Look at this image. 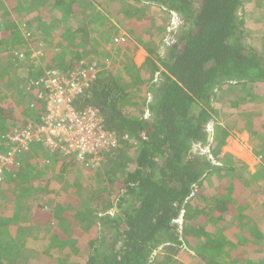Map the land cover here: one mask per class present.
<instances>
[{
    "label": "trees",
    "instance_id": "16d2710c",
    "mask_svg": "<svg viewBox=\"0 0 264 264\" xmlns=\"http://www.w3.org/2000/svg\"><path fill=\"white\" fill-rule=\"evenodd\" d=\"M38 1L34 13L31 4L27 10L7 0L9 11L0 0V153L9 150L3 137L14 126L39 122V77L75 70L82 60H97L101 70L74 107H96L118 146L98 167H84V183L74 158L65 155L44 179L21 161L4 167L1 196L15 189L18 175L21 184L43 181L45 191L35 187L32 198H18L32 199L50 217L21 229L32 244H19L13 236L18 207L7 202L14 212L0 217V264H264V175L244 181L248 165L227 152L220 156L234 121L257 141L264 164V111L255 107L264 94V53L251 46L238 15L252 0ZM114 5L127 38L142 9L160 8L182 24L170 44H144L147 56L136 68L130 55L137 46L127 38L113 44L119 30L106 13ZM102 49L106 59L110 51L120 57L118 63L112 57L113 65H103ZM237 89L245 90L249 107L255 104L247 116L231 119V108L243 106L224 94Z\"/></svg>",
    "mask_w": 264,
    "mask_h": 264
},
{
    "label": "built area",
    "instance_id": "2783aa9c",
    "mask_svg": "<svg viewBox=\"0 0 264 264\" xmlns=\"http://www.w3.org/2000/svg\"><path fill=\"white\" fill-rule=\"evenodd\" d=\"M125 40L120 35L113 38V44L119 45ZM19 57L23 58L21 54ZM109 61L105 59L102 63L108 66ZM90 62L82 60L77 69L67 72L46 70L34 83L41 88L37 98L44 103L43 113L38 123L17 126L4 135L9 150L0 153V181L4 167L20 165L19 156L29 152L34 142L41 143L50 152L74 156L78 164L90 168L98 167L104 155L117 148V138L104 128L99 110L92 106L77 110L73 104L101 70L97 60Z\"/></svg>",
    "mask_w": 264,
    "mask_h": 264
},
{
    "label": "rangeland",
    "instance_id": "374dc122",
    "mask_svg": "<svg viewBox=\"0 0 264 264\" xmlns=\"http://www.w3.org/2000/svg\"><path fill=\"white\" fill-rule=\"evenodd\" d=\"M2 1L5 2V4H3L4 9L9 10V11H13V9L10 8L9 4H7V0H2ZM9 1H12V0H9ZM105 1L107 4H113L115 2V0H105ZM38 2H39L38 0H34V2H31L29 0H14L13 5H15L16 7H22L24 9V7L22 6V4H23L27 10H30V8L26 7V6L28 4H31V8L33 9L34 4H39ZM249 4H251L250 6H252V4H253L254 9L250 8V6H247L245 11L242 9V11H239L238 15L243 17V19L246 22L244 29L246 32H249L251 34L250 37L252 39L249 40L251 43V46L253 48H256V50L259 53H261V52L264 53V46H261L262 40H260V39H262V36L264 38V0H252V3H249ZM33 10H34V13L37 12L35 9H33ZM109 11H110V13H106V15L108 16V20L116 26V28L119 30L118 34L120 35V33L123 31V28L121 27V25L119 23L120 19L122 18V16H120L121 15L120 12H118V11H120V9H118V5H114L113 7L112 6L110 7ZM141 12L143 14L141 13L138 15V17H140L141 19H137V17H136V19L134 21V25H133L134 27H133V31H132L133 34L128 33L129 34L128 38L126 37L127 40H130L131 43H134L135 46H137V49L136 50L133 49L135 51H133L131 55L129 53L125 54L126 56L130 55L133 63H134V55H135L136 51L140 50V47L144 46V44H145V47H147V48L150 46L155 47L156 45H154L155 43H153V42L159 43L160 39H163V40L165 39L164 44H166V45L170 44L171 41L173 40L174 36H175V33H177L178 27H180L181 21H182L178 15H175L172 17L171 14L164 13V11H161L160 8H156V7L142 9ZM143 16H145V17L143 18ZM11 18L13 21L16 20V16L14 14H11ZM140 40H141V43H140ZM30 48L32 49L33 46H31ZM142 48L144 49V47H142ZM158 50H159L158 53L161 55H163L167 52L164 47H161ZM0 51H1L0 53H2V51H3V49L1 47H0ZM23 52H25V51H23ZM118 52H122V51H118ZM38 54H39L38 52H34V54L32 55V58H35V56ZM23 55H24V53H23ZM107 57H108V52H106L105 50L102 49L100 51L99 60L105 61V59ZM112 57H113V51H110V58H108V59L111 61V63L109 61L108 66H111L114 64L115 58L113 57L114 58L113 59ZM35 59H37V58H35ZM118 59H120V57H116V59H115L117 63H118V61H117ZM22 62H20V63H22ZM44 63H45V60H44ZM125 77L126 76H124L123 78L125 79ZM154 81L155 82L159 81L158 74L155 75ZM263 95H262L261 99L255 100L257 102L256 103L257 105H255V107L257 109H260V110H264V103H262V102H264V96ZM254 96L258 97L256 94ZM224 98L228 99V100H232V101L233 100L234 101L239 100V104H243L242 105L243 107H241L242 109H245L247 107L250 109H253V105L255 104V103L251 104L250 107L248 106V104H245L246 102L249 101V100L248 101H246V100L250 99L248 97H245V90L240 91L237 89V91H235L233 93H225ZM151 99H152V96L148 95V100L150 101ZM241 108L239 110H241ZM250 109L245 110L244 114H247L248 112H250ZM236 112H237V110H235V108H231L230 114H235ZM219 124L223 125V123H220V122H219ZM212 126H213L212 123L207 126V131H209L210 134H212ZM236 133L238 134L240 132H238L237 129L230 130V134L227 137L226 142L233 141V142H235V144H237L240 147L245 145L249 151L250 150V143L248 142V144H247V142L245 140L240 139V137L242 135H237ZM237 148H239V147H236V150H237ZM209 158H211V160H213L212 162H214L215 164H218L217 161L215 160V158L213 159L211 156ZM256 160L258 161V165L260 164V166L257 167V164H254V165L252 164L253 167H251V163H254V162H252V160L250 159L249 160L250 161L249 168H247L245 171H243V173L241 175L242 179L244 181H248L249 179L254 178L253 175H255V173H257V172H260L264 175V164H263V162L260 160V158H257ZM262 165H263V167H261ZM78 169H79L78 175H80V177H81L80 182H83V183L86 182L87 173L84 169V166H81L80 164H78ZM257 179H259V178H257ZM262 179H264V177ZM87 183H92V181L90 182V180H89V182H87ZM0 208H3V206H0ZM23 214H27V211H24ZM249 220H250V218L248 219V221ZM18 235L20 236V233H18ZM24 242H25V237L22 236V239L19 240L18 243L23 244ZM29 242H30V244H32V241H29Z\"/></svg>",
    "mask_w": 264,
    "mask_h": 264
},
{
    "label": "crops",
    "instance_id": "0c3cea01",
    "mask_svg": "<svg viewBox=\"0 0 264 264\" xmlns=\"http://www.w3.org/2000/svg\"><path fill=\"white\" fill-rule=\"evenodd\" d=\"M137 19H141V18L137 16ZM145 55L147 56V53L141 47H140V50L136 51V53L134 55V65L136 68H140L144 64L145 59H146ZM257 99H261V98H257ZM247 100L251 101L250 99H247ZM146 102H149L148 98H147ZM246 103H248V102H246ZM255 103H257V102H255ZM262 103H264V102H262ZM240 105H243V104H240ZM247 109H250V108L247 107L246 109H244V111H241V110L235 108V110H237V112L235 114H230L228 117L231 119H233V117H234V119H236V117H239V118L245 117V116H247V114H244V113H245V110H247ZM144 115H148V112H145ZM225 118H226V116L223 117V121L224 120L226 121ZM223 121H222V123H223ZM246 121H247V119H246ZM246 121H245V123H246ZM24 125H26V124H24ZM24 125L18 124L14 127L24 126ZM229 125L231 126L232 130L238 128L237 123L234 121H231L229 123ZM237 135H242L240 137V139L245 140L247 142V144H248V142L250 143V150L248 151V149L246 148L245 145L240 147L237 144H235V142L230 141V142H226V144L223 146L220 156H222L223 153L227 152V153L232 154L236 158L244 161V163H246L248 165V168L250 166V161H249L250 159L252 160V162H254V163H251V167H253L254 164H257V167L260 166V164L258 165V161L256 160L258 157L256 156V153L254 150L255 148L258 149L257 141H255V139H252L246 130L241 131ZM236 147H239V148H237V150H236ZM30 148H31L30 152H26V153L20 155L19 160L21 161V163H23V165H27V168L32 171V174H34L36 176L41 174L42 179L45 178L46 173H49L56 168L57 165L55 166L54 164H58V163H61V161L68 160L61 153L50 152L41 143L34 142ZM71 157L74 158V156H71ZM73 160H75V159H73ZM46 161H48V164L46 163ZM18 176H20V175H18ZM18 176H16L14 178L15 180L12 183V184H14L15 189H10L9 195L2 194L3 196H1V194H0V206H3V208H0V217L6 218V217L13 216V212H14L13 208L10 209L7 205V202L12 201L13 204H16L18 207V213H17V219L15 221V227H17V228L14 229V226H13V227H10V229L15 230L13 236L15 237V239L17 241L21 240L22 236H24L25 237L24 243H26L27 241L28 242L30 241L29 240L30 237L27 234L20 233L19 231L21 229H23V230L28 229L30 226L33 225V223L35 221L44 222L45 220H47L50 217V215L48 216L45 214V211H46V210H44L45 208L42 209V212L39 209H36L35 203H33L32 199H30L37 192V189L35 187H38L42 191L46 190V188L43 186L44 182L42 181L40 183L36 180L30 179L27 183L21 184L22 177H18ZM29 176H33V175H29ZM78 179H79V181L81 180L80 175H78ZM22 186H24L22 189L23 192L17 194L16 193L17 190L22 188ZM16 194H17V196H15ZM18 195H23V196L30 197V198H29V200H28V198H25L22 201V199L19 200ZM24 211H27V214H23ZM18 233H20V236L18 235Z\"/></svg>",
    "mask_w": 264,
    "mask_h": 264
},
{
    "label": "clouds",
    "instance_id": "9594fccd",
    "mask_svg": "<svg viewBox=\"0 0 264 264\" xmlns=\"http://www.w3.org/2000/svg\"><path fill=\"white\" fill-rule=\"evenodd\" d=\"M173 16H175V14H172V17ZM181 24H182V22H181ZM173 25V24H172ZM179 28V27H178ZM165 40V39H164ZM172 42V41H171ZM18 53V52H17ZM20 54H18V56H19ZM22 55V54H21ZM37 58H38V56H37ZM22 59V58H21ZM149 101V100H148ZM212 123V122H211ZM208 126V125H207Z\"/></svg>",
    "mask_w": 264,
    "mask_h": 264
}]
</instances>
